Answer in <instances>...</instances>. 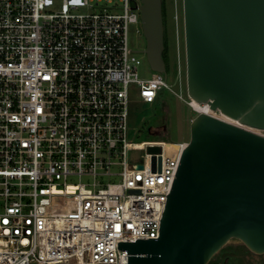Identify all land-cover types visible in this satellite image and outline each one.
<instances>
[{"label": "built area", "instance_id": "1", "mask_svg": "<svg viewBox=\"0 0 264 264\" xmlns=\"http://www.w3.org/2000/svg\"><path fill=\"white\" fill-rule=\"evenodd\" d=\"M140 5L0 0V264H127L119 242L158 238L187 142L128 139L129 92L152 105L169 89L128 47Z\"/></svg>", "mask_w": 264, "mask_h": 264}, {"label": "water", "instance_id": "2", "mask_svg": "<svg viewBox=\"0 0 264 264\" xmlns=\"http://www.w3.org/2000/svg\"><path fill=\"white\" fill-rule=\"evenodd\" d=\"M181 2L187 95L220 117L191 120L159 236L119 242L127 264H208L232 240L264 255V0ZM140 3L137 52L165 76L162 0Z\"/></svg>", "mask_w": 264, "mask_h": 264}, {"label": "rangeland", "instance_id": "3", "mask_svg": "<svg viewBox=\"0 0 264 264\" xmlns=\"http://www.w3.org/2000/svg\"><path fill=\"white\" fill-rule=\"evenodd\" d=\"M180 2V22L178 32V49L176 45L175 29L173 27V0H162L163 6V40L166 45V74L165 80L169 89L159 93L158 99L152 105L140 101L136 91L129 92V129L128 139L132 142H188L190 137V122L196 114L187 106L190 100L185 82V54L182 19V2ZM139 27L128 26V47L133 51L145 48L142 32H136ZM139 59L137 73L141 78H150L153 72L148 65L145 55L136 53ZM143 151L129 154L132 159L140 160ZM86 178H81L83 182ZM119 178L105 179V182H116ZM70 183H78L76 177L68 179ZM233 257L238 264H264V255H255L248 251L241 243L232 240L226 244L212 259L221 260Z\"/></svg>", "mask_w": 264, "mask_h": 264}, {"label": "trees", "instance_id": "4", "mask_svg": "<svg viewBox=\"0 0 264 264\" xmlns=\"http://www.w3.org/2000/svg\"><path fill=\"white\" fill-rule=\"evenodd\" d=\"M162 16H163V6H162ZM163 59H164V64H165V69H166V45L164 43L163 40ZM238 262H240L239 260L233 258V257H225V259H221V260H214L213 259L211 261H209L208 264H238Z\"/></svg>", "mask_w": 264, "mask_h": 264}, {"label": "bare ground", "instance_id": "5", "mask_svg": "<svg viewBox=\"0 0 264 264\" xmlns=\"http://www.w3.org/2000/svg\"><path fill=\"white\" fill-rule=\"evenodd\" d=\"M193 107H194V110H196L197 112L204 113V114L211 115V116H215L217 118L220 117L218 114H215L212 111H210L208 109V106H206V105L202 106V105H199V104L193 102ZM220 119L227 120L225 117H221Z\"/></svg>", "mask_w": 264, "mask_h": 264}, {"label": "flooded vegetation", "instance_id": "6", "mask_svg": "<svg viewBox=\"0 0 264 264\" xmlns=\"http://www.w3.org/2000/svg\"><path fill=\"white\" fill-rule=\"evenodd\" d=\"M162 59H163V54H162ZM163 61H164V59H163Z\"/></svg>", "mask_w": 264, "mask_h": 264}]
</instances>
